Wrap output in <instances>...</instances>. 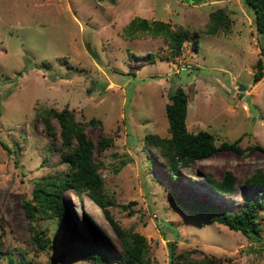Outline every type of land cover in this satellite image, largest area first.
<instances>
[{
    "label": "rangeland",
    "instance_id": "1",
    "mask_svg": "<svg viewBox=\"0 0 264 264\" xmlns=\"http://www.w3.org/2000/svg\"><path fill=\"white\" fill-rule=\"evenodd\" d=\"M218 7L229 27L207 33L209 13ZM133 16L181 25L199 46L190 37L175 53L163 34L126 36L122 28ZM263 45L242 0H0V141L9 148L0 143V264H91L78 243L63 242L57 219L30 220L22 205L35 179L67 169L59 141L43 131L38 115L42 108L64 106L78 120H100L85 129L95 142L111 137L94 154L112 202L106 206L123 228L144 236V264H178L169 242L175 254L189 249L195 257L221 256L220 264H264V210L262 237L253 240L216 221L188 219L172 199H209L231 210L243 206L249 188L239 185L234 193L215 196L202 176L221 177L231 169L244 177L264 169V65L253 81L257 59L264 63ZM175 85L188 95L190 131L208 130L217 145L241 135L244 150L219 149L172 178L144 136L168 135L165 104ZM251 144L261 147L247 148ZM63 200L71 226L86 231L94 224L108 249L122 254L97 203L73 189L63 192ZM32 225L46 240L42 249L32 241Z\"/></svg>",
    "mask_w": 264,
    "mask_h": 264
},
{
    "label": "trees",
    "instance_id": "2",
    "mask_svg": "<svg viewBox=\"0 0 264 264\" xmlns=\"http://www.w3.org/2000/svg\"><path fill=\"white\" fill-rule=\"evenodd\" d=\"M242 3L251 13L255 30L264 37V0H242ZM228 27L229 18L224 8L218 7L210 11L205 27L207 33L213 34ZM122 30L126 36H133L139 32L163 34L168 37L169 45L174 49L172 52L175 53L180 52L182 43L190 37L193 47L199 46L197 36L189 35L186 28L181 25L172 28L168 22L159 19L149 20L145 17L133 16ZM89 50L96 56L93 49L89 48ZM263 65L261 58H258L253 81H258L262 77ZM187 104L188 95L183 86H173L169 93V101L165 104L168 135L161 136L149 132L144 136L145 143L155 148L172 178H177L180 170L189 166L194 160L206 157L219 149H231L236 152L244 150L239 143L241 135L232 141L223 140L217 145L214 134L208 130L190 131L186 125ZM38 115L43 123V131L59 141L62 148L60 156L66 163L67 169L53 176L34 180L31 197L22 202L29 219H57L63 242L78 243L79 254L91 264H108L109 261L144 264L147 251L144 236L123 228L106 206L112 202L104 191V181L99 171L101 161L95 160L94 154L95 152L101 154L112 139L102 136L95 142L85 131L87 125L99 123L100 120L94 117L85 121L78 120L73 110L67 106L61 109L42 108L38 110ZM0 143L9 150L4 142L0 141ZM255 147L261 146L258 144L247 146L249 149ZM202 179L215 196L234 193L239 185L249 188L250 192L244 196V204L237 210L218 206L209 199L186 201L172 197L186 212L187 218L201 223L216 221L229 229L240 231L250 239L260 240L262 228L259 211L264 210V169L256 167L244 177L238 176L231 169H225L221 177L207 172L203 174ZM66 189H73L80 196L86 193L101 207L120 240L122 254L113 253L108 249L104 237L94 224L88 226L86 231L71 226L68 221V208L63 200V192ZM31 228L32 241L35 242L37 249L44 248L47 244L43 234L35 226L32 225ZM169 246L171 258L177 259L178 264H220L222 261L221 256L208 254H203L201 257L192 256V250L189 249L175 254L173 242H169Z\"/></svg>",
    "mask_w": 264,
    "mask_h": 264
},
{
    "label": "water",
    "instance_id": "3",
    "mask_svg": "<svg viewBox=\"0 0 264 264\" xmlns=\"http://www.w3.org/2000/svg\"><path fill=\"white\" fill-rule=\"evenodd\" d=\"M240 88L242 89L243 86H240ZM249 112H255L253 105H249Z\"/></svg>",
    "mask_w": 264,
    "mask_h": 264
},
{
    "label": "built area",
    "instance_id": "4",
    "mask_svg": "<svg viewBox=\"0 0 264 264\" xmlns=\"http://www.w3.org/2000/svg\"><path fill=\"white\" fill-rule=\"evenodd\" d=\"M262 246H264V236L261 239Z\"/></svg>",
    "mask_w": 264,
    "mask_h": 264
}]
</instances>
